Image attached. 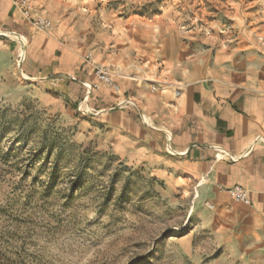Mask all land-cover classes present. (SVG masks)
<instances>
[{"label":"rangeland","instance_id":"rangeland-1","mask_svg":"<svg viewBox=\"0 0 264 264\" xmlns=\"http://www.w3.org/2000/svg\"><path fill=\"white\" fill-rule=\"evenodd\" d=\"M28 1L32 18L51 22L47 33L58 30L94 66L108 67L96 60L106 37L148 56L136 46L162 24L186 32L189 53L212 40L264 39V0ZM17 61L0 69V264H249L190 217L186 195L172 199L119 157L86 107L56 104Z\"/></svg>","mask_w":264,"mask_h":264},{"label":"crops","instance_id":"crops-1","mask_svg":"<svg viewBox=\"0 0 264 264\" xmlns=\"http://www.w3.org/2000/svg\"><path fill=\"white\" fill-rule=\"evenodd\" d=\"M18 37L27 40L26 80L54 90L56 104L86 107L119 157L163 183L172 199L189 198L190 217L197 214L226 254L264 264V39L212 40L189 53L186 32L162 24L136 46L146 56L106 37L96 60L117 88L87 93L84 84L98 81L82 49L64 44L56 29L35 31L13 0H0V69L15 70ZM234 186L246 191L248 205L225 192Z\"/></svg>","mask_w":264,"mask_h":264},{"label":"built area","instance_id":"built-area-1","mask_svg":"<svg viewBox=\"0 0 264 264\" xmlns=\"http://www.w3.org/2000/svg\"><path fill=\"white\" fill-rule=\"evenodd\" d=\"M13 3L15 7L20 9L23 12V14L27 18H29L35 31L46 33L51 29L52 25L49 20L43 19V18L34 19L30 16L31 5L28 0H13ZM21 47H24V46L21 44ZM23 60H24V55L23 56L19 55V58L17 61L18 67H20ZM92 60H93L92 54H88L85 57V61L87 62V64H89L93 68V72L98 81L97 83L98 85L96 84L95 86H88L84 84V88L86 89V92L89 93L92 89H98L101 84H105L113 89L117 88L114 82V75L112 71L110 70V68L105 67V66H100V65L94 66L93 63H91ZM85 61L83 63H85ZM225 192L229 195L230 198H232L236 202H240L244 205H248L250 203L246 191L239 186H234L232 188L226 189ZM205 205L209 209L213 207L209 203H206Z\"/></svg>","mask_w":264,"mask_h":264},{"label":"bare ground","instance_id":"bare-ground-1","mask_svg":"<svg viewBox=\"0 0 264 264\" xmlns=\"http://www.w3.org/2000/svg\"><path fill=\"white\" fill-rule=\"evenodd\" d=\"M40 37H41V36H40ZM18 38H19V42L25 47L26 44H27V40H26L25 38H21V37H18ZM21 44H20V45H21ZM24 47H23V48H24ZM23 48L20 47V50H19V54L22 55V56H23L24 53H25ZM94 61H95V60H94ZM115 73H116V72H115Z\"/></svg>","mask_w":264,"mask_h":264}]
</instances>
